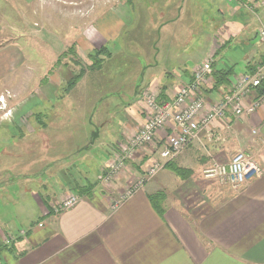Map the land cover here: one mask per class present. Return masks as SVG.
Wrapping results in <instances>:
<instances>
[{
	"label": "crops",
	"instance_id": "1",
	"mask_svg": "<svg viewBox=\"0 0 264 264\" xmlns=\"http://www.w3.org/2000/svg\"><path fill=\"white\" fill-rule=\"evenodd\" d=\"M109 1L0 0V96L10 93L14 117L20 110L32 115L37 107L39 116L48 120L41 123L42 134L60 135L56 127L71 118L56 107L70 94L61 90L74 83L78 59L91 67L90 55L108 46V35L115 38L119 28L135 21L126 1ZM219 2L215 9L219 15L213 18L214 42L203 59L190 66L185 57L169 50L167 69L145 89H157L159 99H170L178 86L192 80L195 67L211 58L212 74L201 88L207 101H216L233 88L240 74L264 62V40L258 35L264 0ZM103 7L108 8L89 19L90 12ZM181 15L182 7L171 21ZM172 36L183 40L174 32ZM155 60L159 65L157 56ZM228 69L224 82L219 72ZM125 103L121 131L109 140V159L96 164L93 181L89 176L65 178L58 185L60 193L57 188L52 193L29 191L27 202L17 204L25 214L32 212V219L15 234L3 233L8 247L0 251V264H264V104L249 115H229L203 128L198 139L123 200L132 178L128 172L140 176L161 160L159 149L175 131L173 122L165 126L157 134L156 150L146 146L136 151L112 186L103 185L98 178L112 151L144 122V103L139 99ZM91 143L86 133L87 154L93 150L86 146ZM238 151L251 154L262 172L239 188L205 177L206 169L228 164ZM9 168L0 166V172ZM63 169L57 171L63 175ZM22 179L14 183L26 189L23 181L31 184L32 179L24 175ZM71 193L78 194L79 201L57 211L56 204Z\"/></svg>",
	"mask_w": 264,
	"mask_h": 264
},
{
	"label": "rangeland",
	"instance_id": "2",
	"mask_svg": "<svg viewBox=\"0 0 264 264\" xmlns=\"http://www.w3.org/2000/svg\"><path fill=\"white\" fill-rule=\"evenodd\" d=\"M119 1L112 0L109 3ZM123 1L130 8L129 16H135V21L130 19L127 25L119 28L115 38H109L108 35V46L97 49L90 57L98 60L93 66L85 67L86 63L78 59L80 65L77 74L82 72L81 78L76 84L71 83L70 87L61 90L63 95L67 94L65 92L70 94L65 101L60 99L56 107L64 112V116L71 118L68 124L56 127L55 132L59 131L60 135H43L40 126L48 120L39 116L37 107L32 115L20 110L14 117L13 106L9 102L10 93L0 96V166H10L0 172L2 235L15 234L25 228L27 219H32V212L25 214L24 210L16 207L17 204L24 205L27 202L29 191L52 193L57 188V193H60L62 188L58 185L65 178L83 180L89 176L91 181L95 179L96 164L101 162L103 165L109 159L106 158L111 143L109 140H114L121 131L125 102L133 99L143 102V90L167 69L170 63L169 50L185 57L191 66L203 59L210 43L214 42L213 18L219 15L215 10L220 6L219 0ZM181 7L180 20L171 21L177 18ZM107 8L90 12L89 19L92 20L96 12H103ZM173 32L176 37H183V40H175ZM156 56L159 65L154 64ZM57 119H61L60 112ZM61 132L65 134L61 135ZM86 133H89L90 142H94L86 145L93 149L88 154L84 150ZM20 162L25 165L29 163L30 166L23 168ZM72 162L75 164L70 165L67 171L64 170V164ZM60 169L64 170L63 175L57 171ZM124 171L117 175L121 176ZM134 173L137 172H128L132 176L130 183L136 182L133 179L136 177ZM23 175L32 179L31 184L23 181L26 189L14 183V180H21ZM7 186H11L8 191L5 190ZM16 199L18 203H15ZM1 238L4 241L0 239V244H6L4 235Z\"/></svg>",
	"mask_w": 264,
	"mask_h": 264
},
{
	"label": "built area",
	"instance_id": "3",
	"mask_svg": "<svg viewBox=\"0 0 264 264\" xmlns=\"http://www.w3.org/2000/svg\"><path fill=\"white\" fill-rule=\"evenodd\" d=\"M258 35L264 40V23H261ZM210 74L211 58H207L195 67L192 80L178 86L170 99H159V92L151 88L142 92L144 122L127 141L118 146L120 149H115L106 169L99 175L98 179L103 185L112 186L119 176L117 174L125 170L126 161L132 158L136 151L146 146L156 150L157 134L171 122L175 131L159 149L161 160H155L145 173L133 178L136 182L127 184L121 199L131 196L148 179L154 177L165 163L198 139L203 128H208L215 121L226 119L229 115H249L264 104V62L254 70L240 74L229 92L219 100L211 102L207 101L201 88V84ZM254 132L257 133V130ZM261 172L262 168L251 154L238 151L228 164L216 163L206 169L204 175L206 178L216 179L221 185L239 188L249 178ZM79 199L78 194L71 193L55 209L61 211L70 208Z\"/></svg>",
	"mask_w": 264,
	"mask_h": 264
},
{
	"label": "trees",
	"instance_id": "4",
	"mask_svg": "<svg viewBox=\"0 0 264 264\" xmlns=\"http://www.w3.org/2000/svg\"><path fill=\"white\" fill-rule=\"evenodd\" d=\"M102 50H105L104 48L102 49ZM91 57L93 56V54L92 55H90ZM93 60V59H92ZM98 60H93V63L92 64H95V62H97ZM254 70V69H253ZM222 76H223V78H224V82H225V80H226V78L228 77V75L230 74V71H229V69L227 70V72H219ZM81 74H82V72L81 73H78L75 77H74V83H76V82H78L79 80H80V76H81ZM216 76H217V74H215ZM223 82V83H224ZM73 83V84H74ZM217 83H218V81H217ZM176 171L179 173V174H183V171H182V169L181 168H176ZM0 242H2V241H0ZM6 247H8V244H4V243H2V244H0V248H2V249H4V248H6ZM2 249H0V251H2Z\"/></svg>",
	"mask_w": 264,
	"mask_h": 264
},
{
	"label": "water",
	"instance_id": "5",
	"mask_svg": "<svg viewBox=\"0 0 264 264\" xmlns=\"http://www.w3.org/2000/svg\"><path fill=\"white\" fill-rule=\"evenodd\" d=\"M96 136V135H95Z\"/></svg>",
	"mask_w": 264,
	"mask_h": 264
}]
</instances>
